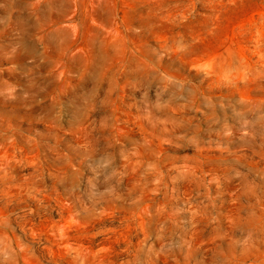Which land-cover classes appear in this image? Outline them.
Segmentation results:
<instances>
[{
    "label": "rangeland",
    "instance_id": "374dc122",
    "mask_svg": "<svg viewBox=\"0 0 264 264\" xmlns=\"http://www.w3.org/2000/svg\"><path fill=\"white\" fill-rule=\"evenodd\" d=\"M0 264H264V0H0Z\"/></svg>",
    "mask_w": 264,
    "mask_h": 264
}]
</instances>
